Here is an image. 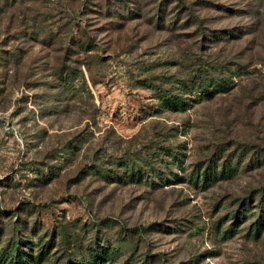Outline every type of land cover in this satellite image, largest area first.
Instances as JSON below:
<instances>
[{"label":"rangeland","instance_id":"1","mask_svg":"<svg viewBox=\"0 0 264 264\" xmlns=\"http://www.w3.org/2000/svg\"><path fill=\"white\" fill-rule=\"evenodd\" d=\"M199 83L229 88L197 104ZM215 155L233 178L194 186ZM18 255L264 264V0H0V264Z\"/></svg>","mask_w":264,"mask_h":264},{"label":"trees","instance_id":"2","mask_svg":"<svg viewBox=\"0 0 264 264\" xmlns=\"http://www.w3.org/2000/svg\"><path fill=\"white\" fill-rule=\"evenodd\" d=\"M106 2H108V1H106ZM165 4H166V2L163 1L162 6H161L162 10L165 7ZM182 4L183 3L180 4L178 9L181 11L183 10V12L187 13L190 9L185 7L184 4H183L184 5L183 6ZM108 5H109V3H107L105 6H108ZM106 10H108V9L106 8ZM115 16H117V15H115ZM179 16H176L173 19V21H175V19L179 18ZM190 16H192V19L187 22L186 26L189 24H193L192 22H198L200 24V26L204 25V20L200 21L199 18L195 17V15L193 13ZM170 25L173 26L172 23H170ZM199 31L203 32L202 37L204 38V40H207L208 38H207V35L205 34V32L200 28H199ZM222 33L223 32H219V33L218 32H212V34L215 35L217 39L221 38L220 35L222 36ZM231 36H235V35H233V32H232ZM184 87L186 88V86H184ZM228 88H229V86H226V84L214 83V85L212 87H209L207 84L199 83L197 86V91L199 93V96H198L199 99H198V101H196V103L199 104L200 102L211 100L216 93H218L221 90H227ZM158 99L162 102V108H165L166 110H169L171 112H181V113L186 112L187 110H189L190 105H191V104L187 103L185 100L180 99V97L169 95L167 92H164L161 94L159 93ZM169 156H171V155L169 154ZM219 158L220 157H218L217 155L212 157V160L208 162V165L206 166V168H202L203 173L198 174V176L197 175L194 176L195 179H191V181L194 180V182L192 183V184H194V186H200L201 188L212 187L219 180H222V179L223 180H229V179L233 178L236 170L227 161L221 165L222 166L221 172L217 173V168L219 167V161H218ZM173 159L175 162L178 163L177 166L181 165V161L174 158V156H173ZM126 168H127V166H126ZM123 178L124 179H122V180L119 179V180H121L122 182H125V181L137 182L140 180L141 176H140L139 172L134 173L133 169H131L130 174L124 175ZM167 182L172 183V181H168V180H167ZM255 226H257V225H255ZM257 232L259 233V230ZM17 260L18 261L16 264H25L23 262L22 257L19 255L17 256Z\"/></svg>","mask_w":264,"mask_h":264}]
</instances>
